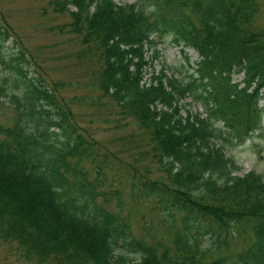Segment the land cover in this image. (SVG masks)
I'll use <instances>...</instances> for the list:
<instances>
[{
  "label": "trees",
  "instance_id": "16d2710c",
  "mask_svg": "<svg viewBox=\"0 0 264 264\" xmlns=\"http://www.w3.org/2000/svg\"><path fill=\"white\" fill-rule=\"evenodd\" d=\"M48 4L90 66L80 82L49 78L21 44L4 53L0 23V239L37 264H264V176L226 153L264 137L259 0ZM165 36L198 55L183 79L145 75ZM102 98L128 158L73 110Z\"/></svg>",
  "mask_w": 264,
  "mask_h": 264
},
{
  "label": "rangeland",
  "instance_id": "374dc122",
  "mask_svg": "<svg viewBox=\"0 0 264 264\" xmlns=\"http://www.w3.org/2000/svg\"><path fill=\"white\" fill-rule=\"evenodd\" d=\"M49 0H0V23L9 25V39L2 49L6 55L20 49L21 44L31 56L33 62L39 63L46 76L52 79L83 81L86 77L92 56L91 51L86 56L78 54L84 48L78 38L67 32L66 24L70 21L67 14L54 13L48 4ZM117 2H134L135 0H115ZM260 11L252 22L253 28H264V0H259ZM63 26L65 30H60ZM157 54L152 58L153 50L148 49V64L145 67V75L159 74L161 71L167 76L174 75L183 79L188 72L192 71L189 65H194L198 55L191 48L174 46L168 36L158 40L155 47ZM95 59V58H94ZM93 59V60H94ZM29 71H40L28 63ZM190 67V69H189ZM5 73V71L3 72ZM238 77V76H237ZM81 89L70 88L63 91L66 96L82 94ZM189 102V98L184 100ZM264 100H260L262 105ZM191 109L201 110L199 105H189ZM116 105L106 98L97 100L94 104L80 102L73 105V110L83 126L93 135L103 148L118 152L121 157L128 158V146L120 135L129 133L126 129L117 130L114 123L109 119L117 118ZM3 115L0 109V122L8 117ZM264 124V117L262 119ZM227 155L240 165V172L249 170L260 172L264 176V137L256 134L242 144H236L226 149ZM129 192L130 187L124 186ZM133 231L138 234V225L133 226ZM0 264H37L34 261H26L19 254L16 245L0 239ZM51 264V263H44Z\"/></svg>",
  "mask_w": 264,
  "mask_h": 264
}]
</instances>
